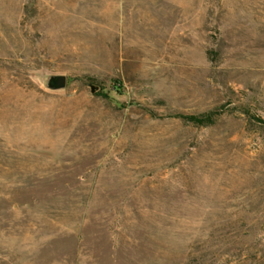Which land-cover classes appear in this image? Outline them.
<instances>
[{
  "label": "rangeland",
  "instance_id": "obj_1",
  "mask_svg": "<svg viewBox=\"0 0 264 264\" xmlns=\"http://www.w3.org/2000/svg\"><path fill=\"white\" fill-rule=\"evenodd\" d=\"M0 264H264V0H0Z\"/></svg>",
  "mask_w": 264,
  "mask_h": 264
},
{
  "label": "trees",
  "instance_id": "obj_2",
  "mask_svg": "<svg viewBox=\"0 0 264 264\" xmlns=\"http://www.w3.org/2000/svg\"><path fill=\"white\" fill-rule=\"evenodd\" d=\"M215 112H213V114H214ZM185 117H187V118H189V119H192V120H197V121H199L198 123H207V122H202V120H200V118H198V117H196V116H194V115H191V116H189V115H187V116H185ZM209 119H212L211 118V116H210V118ZM201 121V122H200Z\"/></svg>",
  "mask_w": 264,
  "mask_h": 264
}]
</instances>
